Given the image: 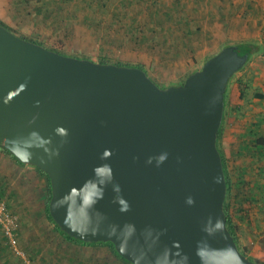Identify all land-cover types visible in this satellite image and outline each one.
<instances>
[{
    "label": "water",
    "instance_id": "obj_1",
    "mask_svg": "<svg viewBox=\"0 0 264 264\" xmlns=\"http://www.w3.org/2000/svg\"><path fill=\"white\" fill-rule=\"evenodd\" d=\"M248 59L228 46L163 89L0 25V148L48 175L50 215L76 240L112 243L131 264H256L228 228L218 148Z\"/></svg>",
    "mask_w": 264,
    "mask_h": 264
},
{
    "label": "rangeland",
    "instance_id": "obj_2",
    "mask_svg": "<svg viewBox=\"0 0 264 264\" xmlns=\"http://www.w3.org/2000/svg\"><path fill=\"white\" fill-rule=\"evenodd\" d=\"M158 1L159 5H153V2L148 5L149 0H145L143 6L146 7L135 12L133 19L138 20L141 32L134 34L127 26L124 28L115 26L111 33L100 34L98 31L94 32L91 26L79 22L70 27L72 21L68 23V27L57 29L52 18L54 14L47 17L45 26H42L43 22L35 15V7L32 5L24 8V13L15 10L14 14L9 16L4 14V18L0 16V20L18 34L42 43L46 48L56 50L65 56L97 63L104 61L115 65L143 66L148 76L163 89L185 82L190 74L201 70L209 58L228 46L248 43L260 48L241 72L252 68L258 60H264V9H261L260 5L251 8L254 0ZM72 8V3L65 4L63 12L72 13ZM101 21L103 24L101 29L105 30L112 23L111 14L105 17L101 15ZM191 23L198 27L194 31L196 34L194 37L167 38L168 25L174 24L180 29L183 24ZM160 25L165 28H160ZM212 27H216L214 30L216 36L211 32L204 35V30ZM153 39L159 40V44L144 48L135 47L131 41ZM103 40H110L112 44L108 45ZM237 74L230 79L228 85L237 78ZM221 129L218 144L225 156L230 174L235 166L232 164L225 139L227 134L225 117ZM15 164L18 167L12 169L9 164L3 163L5 174L2 178L7 181V187L0 189V202L7 203L20 218L19 234H22L18 236L19 248H28L29 256L35 264H127L118 258L109 246L79 245L64 238L45 213L47 178L35 167L21 166L17 162ZM236 209H232V213L240 229L241 247L246 248L249 254L253 249L264 253V238H260L249 225L250 212L244 219ZM0 242L14 257L1 228ZM9 258L17 262L15 258ZM252 260L256 264H264V261L259 263ZM18 264L23 263L19 260Z\"/></svg>",
    "mask_w": 264,
    "mask_h": 264
},
{
    "label": "crops",
    "instance_id": "obj_3",
    "mask_svg": "<svg viewBox=\"0 0 264 264\" xmlns=\"http://www.w3.org/2000/svg\"><path fill=\"white\" fill-rule=\"evenodd\" d=\"M254 1L255 3L250 6L251 8L254 9V7L260 5L261 9H264V0ZM149 4L151 5L152 1H149ZM18 7L16 0H0V16L4 18V14L9 16L16 13V11H24L23 9H19V11ZM8 16L6 17L8 18ZM196 27L192 23L183 24L180 29L174 24L173 26L168 25L166 27V30H168L166 36L167 38L169 36L173 38L194 37L196 35L194 33ZM160 28H165V26L160 25ZM170 28L172 29L171 31ZM215 28H206L204 35L211 32L212 35L216 36L214 33ZM237 75L231 85L227 86L225 94V111L227 112L224 115L227 123L225 139L228 143L232 164L235 166L232 172L234 182H238L240 176H244L251 188L252 196H255L256 202H260V200L264 199V145H258L256 141L261 137L264 138V60H258L252 65V68L243 72L240 70ZM0 163V189L3 190L7 187V181L2 178L3 174H5L3 163L9 164L12 169L18 166H16V161L9 154L2 151H0ZM256 202L253 199V204L255 205L251 209L248 221L252 230L256 231L260 238H264V208H261L262 206L257 207ZM260 204L263 205V203ZM19 232L20 230L18 231V236L22 234H19ZM250 236L252 235L250 234ZM4 238L6 239L5 236ZM2 246L0 242V264H18L19 260L23 264H27L28 261L33 262L29 256L30 250L28 248H19L21 254H18L9 244L13 257L6 247ZM7 256L15 258L17 262ZM247 257L259 263L264 261V253L255 249L251 250Z\"/></svg>",
    "mask_w": 264,
    "mask_h": 264
},
{
    "label": "trees",
    "instance_id": "obj_4",
    "mask_svg": "<svg viewBox=\"0 0 264 264\" xmlns=\"http://www.w3.org/2000/svg\"><path fill=\"white\" fill-rule=\"evenodd\" d=\"M146 1H148V0H146ZM149 1H152L153 5H159V3H160L158 0H149ZM16 2H17V5L19 6L18 10L24 9V8L27 9V7L29 5H32L33 7H35L34 13L43 22L42 26H45V23L47 21L46 18L50 17L51 15L54 14L52 16V18L54 20V25H56L55 27L57 29H61L64 26L68 27L69 26L68 23H71V21H72V25H70V27L75 26L74 24L79 22V24L91 26V29L94 32L98 31V33H100V34H102L104 32L111 33V29L115 26L116 27L119 26L120 28H124L125 26H127L129 31H131L133 34L138 32V31L141 32V28L138 27V24H137L138 20L133 19V15L135 14V12L137 10L144 9V7H146V6H143L145 0H16ZM71 3L73 6L72 13H70V12L64 13L63 12L64 11L63 5L71 4ZM24 12L25 11H23L21 13H24ZM64 14H65V16H63ZM99 14H100V16L98 17ZM110 14H111V18H112V21H111L112 23L110 24L109 27L105 28V30H102L101 28H102L103 24L101 21V15L105 17V16H109ZM96 16L98 18L94 19ZM0 25L4 26L5 28H7L9 31L13 32L14 34L19 36L20 38H23V39L28 40L30 42L44 46L42 43H39L35 40H31L25 36L18 34L13 28L9 27L2 20H0ZM103 41L105 43H108V45L112 44V42H110V40H103ZM131 41H133L134 46L138 47V48L152 47V45L159 44V42H160L159 40H156V39H153V40H131ZM235 46L237 47V50H238L240 55H242V56L248 55L249 56L248 62L251 60V57L255 53H257L260 49V48H258V46H255L254 44H248V43L247 44H245V43L239 44V45H235ZM49 50L58 52V51L53 50V49H49ZM58 53H60V52H58ZM60 54H62V53H60ZM214 56H212V57H214ZM75 58H78V57H75ZM211 58H209V59H211ZM79 59H81V58H79ZM100 63L109 64V63H106L104 61H101ZM116 65L134 67V66L122 65V64H116ZM137 68H140L147 73V71L144 69L143 66H137ZM183 84H184V82L177 85V86H180ZM242 95H243V93H242ZM221 132H222V129L219 132V137L221 136ZM256 143L258 145H264V138H262V137L259 138L256 141ZM218 148H219V144H218ZM0 151L4 152L6 154H9L12 157V159H14L19 165L25 166V165L21 164L20 162H18V160L12 154H10V152H8L7 150L0 148ZM219 151L222 155L224 171H225L226 181H227V200L225 203V212H226V217H227L228 228H229L230 233L234 237V240H235L236 244L238 245V248L240 249L242 254L248 256V251H246L247 249L241 247L240 238H239L240 229L234 221L232 209L237 208L236 209L237 212L242 214L243 218L248 217L249 212H251L252 207L255 205V204H253V199L256 202V200H255L256 198H254L255 196H252L251 188H250V186H249V184L246 181V178L244 176H240L238 182H236V183L234 182L233 175H232L233 171H231L229 174L225 156L221 152L220 148H219ZM36 170L41 175L45 176L47 178V182H48V184H47L48 195H47L46 207H45L46 216H47L48 220L55 226L56 230L64 238H66L67 240H69L75 244H79V245L109 246L112 249L113 253L118 258H120L122 261H124L127 264H131L130 262L126 261L124 258H122L116 252L115 247L112 243H101L100 242V243L88 244V243H84L82 241L76 240V239L68 236L64 232H62L60 230L59 226H57L56 223L54 222L53 218L50 215V211H49V204H50V200L52 198V188H51L50 179L45 172L41 171L38 168H36ZM229 170H230V168H229ZM0 203H2V202H0ZM256 203H257V207L262 206L261 208H264V199L260 200V202L257 201ZM260 203H263V205ZM5 204H6L9 212L11 211L12 213L16 214L13 210H11V208L8 206L7 203H5ZM249 259L251 261H253L251 258H249Z\"/></svg>",
    "mask_w": 264,
    "mask_h": 264
},
{
    "label": "built area",
    "instance_id": "obj_5",
    "mask_svg": "<svg viewBox=\"0 0 264 264\" xmlns=\"http://www.w3.org/2000/svg\"><path fill=\"white\" fill-rule=\"evenodd\" d=\"M0 228L14 251L18 254H21L19 252V241L17 235L21 228V221L18 215L8 211L4 202L0 203ZM27 264L35 263L28 261Z\"/></svg>",
    "mask_w": 264,
    "mask_h": 264
}]
</instances>
